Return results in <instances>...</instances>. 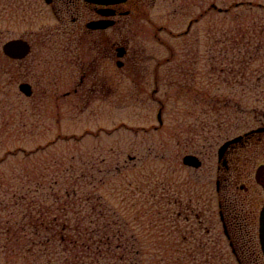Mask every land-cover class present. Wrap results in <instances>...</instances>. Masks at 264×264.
Here are the masks:
<instances>
[{
	"label": "rangeland",
	"instance_id": "1",
	"mask_svg": "<svg viewBox=\"0 0 264 264\" xmlns=\"http://www.w3.org/2000/svg\"><path fill=\"white\" fill-rule=\"evenodd\" d=\"M121 8L132 14L114 41L129 38L145 62L142 80L123 79L115 58L102 90L94 82L80 86L82 73L63 54L62 40L48 44L34 35V75L29 60H9L0 50V264L45 263L39 246L28 252L27 222L31 210L33 217L54 206L61 189L51 181L61 176H80V187L100 196L96 213L116 222L109 234L117 235L112 249L123 264H238L226 240L223 258L209 255L220 243L206 249V241L221 235L214 174L208 181L206 168L188 169L183 158L201 157L209 144L216 152L225 119L219 99L251 89L254 73L264 78V0H139ZM55 22L41 5L33 8V31ZM26 27L17 24L16 35ZM22 82L32 84V97L20 92ZM176 201L207 209L211 235L194 217L177 218Z\"/></svg>",
	"mask_w": 264,
	"mask_h": 264
},
{
	"label": "flooded vegetation",
	"instance_id": "2",
	"mask_svg": "<svg viewBox=\"0 0 264 264\" xmlns=\"http://www.w3.org/2000/svg\"><path fill=\"white\" fill-rule=\"evenodd\" d=\"M131 2L139 0L117 6L98 5L87 0H0V50L12 40H27L31 51L25 60H29L34 75L35 64L31 58L34 35L48 44L62 40L63 54L70 55L72 64L82 73L80 86L87 81L94 82L93 88L102 90L112 80L111 65L115 58L117 67L123 71V79L142 80L145 62L137 52H131L129 38L121 37L120 41H114V35L122 30L121 21L132 14V11H124L121 7ZM37 4L53 15L56 25L36 31L31 29V16ZM108 21H114L113 26L99 29L90 26L95 22L107 24ZM17 24H24L28 29L19 37L16 35ZM118 53L123 54L122 59H118ZM157 69L153 75L155 82L159 81ZM249 83L251 89L234 91L232 95L219 99L225 114V119L218 123L220 132L215 141L220 146L215 152V145L209 144L200 158L201 168L207 170L208 181L210 174H214L210 179L211 184L214 180L216 223L221 232L217 239L206 241V249L209 246L214 248L218 241L219 253L209 255L223 258V240H226L239 264H264L260 244V217L264 208V78L257 80L254 73L250 75ZM79 92L75 90V93ZM215 158L216 164L212 160L211 164L208 163ZM176 204L179 207L177 218L191 222L194 217L200 230H205L207 236L211 235L207 209L197 208L196 211L189 203L176 201Z\"/></svg>",
	"mask_w": 264,
	"mask_h": 264
},
{
	"label": "trees",
	"instance_id": "3",
	"mask_svg": "<svg viewBox=\"0 0 264 264\" xmlns=\"http://www.w3.org/2000/svg\"><path fill=\"white\" fill-rule=\"evenodd\" d=\"M79 178L80 176L54 178L51 187L58 186L61 189L57 190L58 196L55 198L54 206L45 209L40 207L33 217L35 210H31L32 214L27 224L33 233L32 240L26 245L27 247L31 245L28 252L39 246V252L46 255L44 264H114L113 262L123 264L124 256L118 257L114 253L116 250L112 249V243L117 235L109 234L110 225L116 222L113 221L109 223L110 225L102 222L104 218L102 213H96V209L102 207L100 196L96 195L94 189L86 190L80 187ZM86 184L90 185V182ZM72 196H77L78 201H81L79 206L78 202L67 201ZM91 200H95L97 204L91 206L89 211L85 205ZM84 211L89 212L84 218L74 216ZM94 216L95 218H91L90 221L87 220ZM37 227L41 229V234L36 232ZM120 248L121 245L116 246V249Z\"/></svg>",
	"mask_w": 264,
	"mask_h": 264
},
{
	"label": "water",
	"instance_id": "4",
	"mask_svg": "<svg viewBox=\"0 0 264 264\" xmlns=\"http://www.w3.org/2000/svg\"><path fill=\"white\" fill-rule=\"evenodd\" d=\"M89 2L92 3H96V4H101V5H113V4H118V3H122L125 2L127 0H87ZM214 9L219 10L220 12L223 11V9L218 8L216 5L212 6ZM93 28L99 29V28H105L107 26V24L104 23H100V24H91L90 25ZM190 29V27H189ZM4 53L6 55H8L9 57L13 58V59H23L25 58L29 52H30V45L24 41V40H13L10 41L9 43H7L4 48ZM119 56H123L122 53L119 54ZM20 90L27 96H31L32 95V88L28 83H23L20 85ZM159 119L160 122L162 123V119H161V112L159 113ZM184 163L186 165L189 166H193V167H200L201 166V162L199 161V159L196 156H192V155H188L184 158ZM261 227H260V240H261V245H262V249L264 252V209L262 211L261 214Z\"/></svg>",
	"mask_w": 264,
	"mask_h": 264
}]
</instances>
